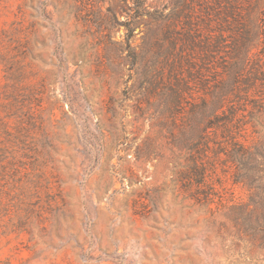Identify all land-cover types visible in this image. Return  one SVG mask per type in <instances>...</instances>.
<instances>
[{
	"label": "rangeland",
	"instance_id": "1",
	"mask_svg": "<svg viewBox=\"0 0 264 264\" xmlns=\"http://www.w3.org/2000/svg\"><path fill=\"white\" fill-rule=\"evenodd\" d=\"M178 2L0 0V264H264V176L149 88Z\"/></svg>",
	"mask_w": 264,
	"mask_h": 264
},
{
	"label": "trees",
	"instance_id": "2",
	"mask_svg": "<svg viewBox=\"0 0 264 264\" xmlns=\"http://www.w3.org/2000/svg\"><path fill=\"white\" fill-rule=\"evenodd\" d=\"M164 39L165 65L147 76L150 91L162 86L177 109L191 92L204 94L191 102L195 177H204L221 139L243 175L264 176V0H179L166 15Z\"/></svg>",
	"mask_w": 264,
	"mask_h": 264
}]
</instances>
